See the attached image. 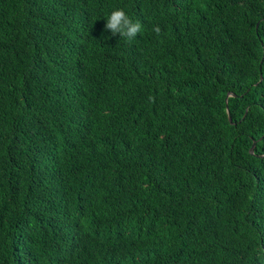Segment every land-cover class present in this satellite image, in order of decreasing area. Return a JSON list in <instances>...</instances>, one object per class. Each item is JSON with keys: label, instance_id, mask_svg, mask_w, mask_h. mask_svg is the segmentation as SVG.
<instances>
[{"label": "trees", "instance_id": "obj_1", "mask_svg": "<svg viewBox=\"0 0 264 264\" xmlns=\"http://www.w3.org/2000/svg\"><path fill=\"white\" fill-rule=\"evenodd\" d=\"M118 8L135 39L105 30ZM260 247L264 0H0V264Z\"/></svg>", "mask_w": 264, "mask_h": 264}, {"label": "clouds", "instance_id": "obj_2", "mask_svg": "<svg viewBox=\"0 0 264 264\" xmlns=\"http://www.w3.org/2000/svg\"><path fill=\"white\" fill-rule=\"evenodd\" d=\"M142 23L139 20L133 21L123 9L113 10L106 20L105 30L110 31L112 35H119L121 38H127L128 40H133L136 38L137 34L142 29ZM153 31L160 35L161 28L156 26ZM259 255V259L262 264H264V247L256 249ZM77 258V264H78Z\"/></svg>", "mask_w": 264, "mask_h": 264}, {"label": "water", "instance_id": "obj_3", "mask_svg": "<svg viewBox=\"0 0 264 264\" xmlns=\"http://www.w3.org/2000/svg\"><path fill=\"white\" fill-rule=\"evenodd\" d=\"M231 96H234V95H233V94H229V95H228V98L231 97ZM228 98H227V99H228ZM227 112H228L229 120H230V122L232 123V117H231V115H230L229 108H227ZM255 148H256V142L253 144V146H252V148H251V150H250L251 154H254V152H255Z\"/></svg>", "mask_w": 264, "mask_h": 264}]
</instances>
